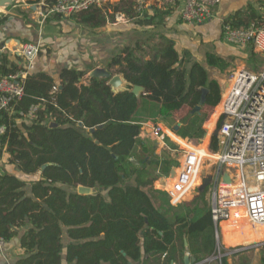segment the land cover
Returning <instances> with one entry per match:
<instances>
[{"label": "trees", "instance_id": "obj_1", "mask_svg": "<svg viewBox=\"0 0 264 264\" xmlns=\"http://www.w3.org/2000/svg\"><path fill=\"white\" fill-rule=\"evenodd\" d=\"M45 1L50 6L54 0ZM128 6L116 5L115 13L142 27L163 26L172 13L164 9L137 18ZM78 18L95 29L106 23L101 9ZM225 22L244 28L264 24V16L250 7L246 15L236 14ZM231 66L214 52L200 61L194 51L183 50L172 37L159 33L158 42L151 37L148 43L125 47L107 65L109 71L117 68L115 74L131 86L144 89L140 99L130 91H114L107 79L91 78L86 71L62 68L58 78L28 74L23 98L9 112L0 113V127L6 128L0 134V153L6 149L9 164L33 179L0 172V239L9 243L23 232L24 253L15 264H147L159 256L166 257L165 264L178 258L183 264L188 252L199 264L217 255L207 191L197 204L172 205L167 192L154 183L168 178L174 164L166 154L157 156L154 143L141 135L149 114L160 117L166 107L179 104L194 109L203 89L208 90L203 106L218 107L222 90L210 70L224 74ZM25 70L2 56L0 75ZM34 106L39 109L33 119L29 114ZM220 113L221 107L191 111L170 121L165 131L184 150L205 134L210 139ZM51 123L58 127L51 128ZM99 125L103 128L90 132ZM165 142L177 146L168 137ZM218 149L215 137L212 150ZM45 165L49 166L43 170ZM175 174L170 188L181 173ZM80 186L98 191L79 194ZM191 186H198L196 180ZM221 253H227L223 246ZM221 263L229 264L227 255Z\"/></svg>", "mask_w": 264, "mask_h": 264}, {"label": "built area", "instance_id": "obj_2", "mask_svg": "<svg viewBox=\"0 0 264 264\" xmlns=\"http://www.w3.org/2000/svg\"><path fill=\"white\" fill-rule=\"evenodd\" d=\"M120 0H54L47 6L44 19L50 15L70 18L74 15L103 9ZM151 0H133L132 10L137 18L144 16ZM180 2V20L187 25H201L215 17L222 0H159ZM120 16V17H119ZM123 20L125 16L120 13ZM222 36L225 42L239 46H253L264 53V24L252 23L249 27L235 28L223 22ZM29 64L35 62L40 53L37 44H25L17 50ZM29 72L21 71L8 76L0 75V113L9 112L16 101L25 94V80ZM218 132L221 138L220 152L214 154L217 178L211 192L210 209L216 238L219 241L223 227L235 222L247 224L253 230H264V71L237 69L225 83ZM39 107L31 108L29 118H36ZM5 127H0L4 134ZM169 134L155 126L152 137L164 141ZM196 154L185 156L183 169L172 188L167 190L172 205L185 202L195 175ZM227 169L235 170L234 176ZM230 177V178H229ZM6 242L0 239V253ZM209 258L207 261H213ZM219 264L221 258L219 257Z\"/></svg>", "mask_w": 264, "mask_h": 264}, {"label": "crops", "instance_id": "obj_3", "mask_svg": "<svg viewBox=\"0 0 264 264\" xmlns=\"http://www.w3.org/2000/svg\"><path fill=\"white\" fill-rule=\"evenodd\" d=\"M258 1L259 0H222L221 5L216 10L215 17L211 21L201 25H187L180 20V2H176L174 4L161 2L159 0H151L149 7L146 10L149 16H153L158 13L159 10L164 9L172 10V13L165 17V23L163 26L142 27L136 24L139 29L140 35H150L146 41L141 42V38H139L137 41L131 42L128 45L125 42V44L123 43L125 46L123 45V47H121L120 42L122 43L123 40H110L106 45L107 47L105 46L104 48L105 51L103 56H96L97 58L94 61L83 63L78 59L77 62L71 63V61L68 59H63L62 61H57V59L54 60L53 64L59 67V70L56 71L55 67L51 66L49 61L43 59L41 54H39L35 62L29 64L20 54L17 53V50H20L25 44H39L41 42H46V40L50 41V43L55 41L58 42L60 40H64L65 38L64 36H62V33L57 30L58 27L55 26L57 25L55 23L57 20L51 18L52 15L48 17L51 18L48 21L50 22V24H44L43 27L38 25L39 18L42 17V14L46 13L47 10L48 5L45 0H42L38 4H28V0H24L22 2H18L22 4L18 6L17 10H12L10 12V10L12 9L11 7L0 17V44H4L0 61L3 55H7L11 64H16L20 67H23L29 72V74L47 73L54 78H58V72L60 71V68H72L86 71L88 72V74H90V72L96 68L107 69V65L111 61L113 56L120 53L125 47H133L139 42L148 43V39H150L151 37L154 42H158L159 33H166L168 36L172 37L178 43V46L183 48V50L191 49L192 51H194L195 57L200 61L205 60V54L207 52H214L228 61L233 60L235 62H240V65L238 66L235 64L238 69H248L247 67H245L248 65L251 68L250 70L252 71L259 70L261 67H264V53L256 52L253 46H236L235 48H230L226 46V42L224 41L222 36L223 22L233 15H246L248 9L252 7L253 9L257 10L260 15L264 16L263 10L258 8ZM26 15L29 16L27 18H24L26 17ZM57 16L59 15H56V17ZM205 46H208L210 50L203 52V47ZM116 69L112 70L111 72L115 74ZM226 81L227 80L225 79L221 80L220 82L218 80L221 86L222 95L225 89L224 83ZM167 108L170 109V107H166L165 110H167ZM166 113L167 112L163 113L162 111L160 117L151 116V114H149L148 121L143 125L141 138L149 139V137H151L154 143H158L159 141L156 138L152 137L151 133L155 126L161 127V129L163 130V127L165 126L161 123L160 119L162 118V115ZM195 141L196 140H193L186 144L184 149L185 153L195 152L189 151L192 149L191 147L194 145ZM163 145L162 147H165ZM199 157V162L196 166V172L193 180L201 178L202 173L200 174V172H202L203 169L202 163L206 159L210 158L209 154L200 153ZM184 163L185 156L184 160L179 164V167L176 168L175 171L181 173ZM5 171L16 175L24 181H32L29 180L30 177L25 176L21 172H19L14 165L9 164V155L6 153V149H4L2 153H0V172L2 173ZM164 180L159 179L158 181H156L157 184L155 182L154 187L158 190L167 192L168 185H165L167 183H162ZM220 232H223V242L233 248L225 247L227 253L222 254L220 239L218 241L216 238L218 251L217 255L212 257L215 258V260L207 261V259L199 264H219V257L222 259L225 255H227L228 257L229 264H263V228L253 230L247 224L244 225L240 222H232L231 225L223 227ZM22 234L23 232H21L19 237L15 240L6 243L4 251L0 253V264H15L16 261L23 256L24 252L20 247V238ZM260 240L262 241L257 243V241ZM186 257L189 258L190 264H195V262H192V259L195 258L189 252L186 253L183 264H186ZM165 261V256L151 257L148 260L147 264H165ZM173 264H182V262L178 258L177 262Z\"/></svg>", "mask_w": 264, "mask_h": 264}, {"label": "rangeland", "instance_id": "obj_4", "mask_svg": "<svg viewBox=\"0 0 264 264\" xmlns=\"http://www.w3.org/2000/svg\"><path fill=\"white\" fill-rule=\"evenodd\" d=\"M20 1L22 2L24 0H18L17 2H15L12 5V9L10 10V12L12 10H17L18 6L22 4V3H18ZM259 1H258L259 3L258 8L262 9L264 13V0H259ZM118 3L120 6H125V8L126 7L128 8L129 7L128 5H131V7H133V0H122V1L120 0L119 2H115L112 5L101 9L102 14L106 17V23L98 29H95L91 25L79 21L78 15L80 14L74 15L70 18H64L60 16L56 17V15H52L51 18H53L54 20H57L55 22L57 24L55 26L58 27L57 30L60 31L62 33V36H64L65 38L64 40H60L58 42L55 41V42L50 43V41L46 40V42H41L39 44L37 43L41 51L39 54H41L43 59H46L47 61H49L50 65L54 66L55 70L57 71L59 70L58 69L59 67L53 64L54 60L57 59V61H62L63 59L64 60L68 59L71 61V63L77 62L78 59L83 63L94 61L97 58L96 56L98 55L103 56L104 51H105L104 48L107 45L108 41L110 40H113V41L123 40L122 43L120 42L121 47H123L125 42L128 45L131 42L137 41L139 38H141L140 39L141 42L146 41L150 35H147V36L140 35L139 29L134 19H131L130 17L123 14L125 18L121 20L119 18L120 13L119 14L115 13V7L116 5H118ZM28 16L29 15H26V17L24 18H27ZM51 18L44 19V14H42V17H40L38 20L39 21L38 25L43 27L44 24H50V22L48 21ZM31 44H36V43H31ZM226 46L230 48L236 47L235 45L229 44L227 42H226ZM208 50H210L208 46L203 47V52L208 51ZM230 61L233 67L231 66V68L228 71H226L224 74L220 73L219 71L211 70L212 77L215 79L217 78L219 82L224 79L230 80L231 76L237 71L238 69L237 66L240 65V62H237V61L235 62L233 60H230ZM245 67H247L249 70L251 69L248 65ZM254 71L262 72L264 71V67H261L259 70H254ZM218 107H220V105ZM218 107L216 108L203 107L202 109H209L211 112H214ZM191 111H193V109H190L187 106H183L179 104V105H176L175 108L169 109L166 114H163L160 121L164 126H167L170 123V121L182 119L186 117L187 115H189ZM165 112L166 111H164L163 113ZM218 122L219 121L217 119L214 131L211 134L210 139L209 137H206V138L204 137L203 139L196 140L194 142V145L191 147L192 149L189 151L203 153V152H207L208 150L212 155L218 154L221 148L220 147L221 138L218 132V125H219ZM163 131L165 134H168L165 131V127H163L162 132ZM167 137L170 138V140L177 145L175 149L168 146L165 140L164 141L159 140L158 143H154L151 137H149V139L152 141V143H154L156 147V151H155L156 155L161 157L164 154H166V157L168 158V160H170V162L174 164L173 169H175L184 160L185 152L183 148L180 146V144L175 142L169 135H167ZM215 137H217L219 140V149L217 152H213L212 150L213 139ZM162 145L165 147H162ZM211 154L209 155L212 156ZM216 165H217L216 161L212 157L203 161L201 183L196 187L191 186L192 189L186 197V200L184 202L185 204H192V205L197 204L198 202L201 201L202 196L204 192L206 191L207 193H206L205 199L208 204L210 203L211 192H212V189L214 188L215 181H216L217 174H218L217 171H215ZM175 176L173 177L170 175L168 178H161L162 180L165 179L162 183H167L165 185L170 186L169 181L175 179ZM206 178H211L212 181H211V184L207 188H205V190L202 192L201 191L202 183H203V180ZM29 180H33V179L30 178ZM168 186L167 188L169 189L170 187ZM180 205H177V206H180ZM262 240L257 241V243L261 242ZM220 243H221V246H224L226 248H233L231 246L226 245L223 242V232H220Z\"/></svg>", "mask_w": 264, "mask_h": 264}, {"label": "water", "instance_id": "obj_5", "mask_svg": "<svg viewBox=\"0 0 264 264\" xmlns=\"http://www.w3.org/2000/svg\"><path fill=\"white\" fill-rule=\"evenodd\" d=\"M18 0H0V17L9 9L12 7V5L17 2ZM4 44H0V57L2 55V49H3ZM89 76L91 78H98V79H107L109 81V85L113 88L114 91H130L133 95H135V97L137 99H140L144 89L140 86H131L123 77V75L120 74H113L111 71H109L108 69L105 68H96L93 71L90 72ZM208 94V90L203 89L202 90V97L200 100L199 105H197L194 109H193V113L199 112L204 106L205 101H206V96ZM80 126H82V124L80 123ZM51 128H55L58 127L57 123H51L50 124ZM103 126L99 125L95 128L90 129L91 133H94L96 130H100L102 129ZM49 165H45L43 166V170H45ZM171 176H175V169H172L171 171ZM212 179L211 178H206L203 180L202 183V188L201 191L203 192L205 190V188H207L210 184H211ZM97 189H92V188H87V187H83L80 186L78 188V192L79 194H83V195H90V194H96L97 193ZM215 229L217 231V227L215 226ZM186 264H190V260L189 258L186 257L185 259ZM192 262H195V259H192Z\"/></svg>", "mask_w": 264, "mask_h": 264}, {"label": "bare ground", "instance_id": "obj_6", "mask_svg": "<svg viewBox=\"0 0 264 264\" xmlns=\"http://www.w3.org/2000/svg\"><path fill=\"white\" fill-rule=\"evenodd\" d=\"M177 128H178V127H177ZM206 137H208V134H205V138H206ZM188 154H196L197 157H198L197 163H196V165H195V172H196V166H197V164H198V162H199V158H200V157H199V153H198V152H186V153H185V156L188 155ZM211 155H212V154H211ZM209 157L214 158L215 156H213V155L210 156V155H209ZM198 168H199V167H198ZM201 173H202V172H200V174H201ZM231 174L234 176V174H235V170L227 169L226 176H227V175H231ZM229 178H230V177H229ZM196 182H197V184L199 185V184L201 183V178L197 179Z\"/></svg>", "mask_w": 264, "mask_h": 264}]
</instances>
